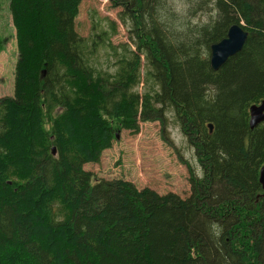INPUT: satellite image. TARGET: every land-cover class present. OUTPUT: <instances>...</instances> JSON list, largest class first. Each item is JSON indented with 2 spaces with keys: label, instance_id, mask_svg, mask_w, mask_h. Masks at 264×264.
<instances>
[{
  "label": "trees",
  "instance_id": "obj_1",
  "mask_svg": "<svg viewBox=\"0 0 264 264\" xmlns=\"http://www.w3.org/2000/svg\"><path fill=\"white\" fill-rule=\"evenodd\" d=\"M80 1L10 0L18 57L13 96L0 99V264H264V122L248 124L264 99V0H215L217 20L199 31L208 51L233 23L248 32L217 70L210 52L168 39L163 0H117L154 86L141 92V53L111 62L118 51L96 23L75 30ZM169 109L201 169L185 163L188 193L93 181L83 166L115 130L164 123Z\"/></svg>",
  "mask_w": 264,
  "mask_h": 264
},
{
  "label": "rangeland",
  "instance_id": "obj_2",
  "mask_svg": "<svg viewBox=\"0 0 264 264\" xmlns=\"http://www.w3.org/2000/svg\"><path fill=\"white\" fill-rule=\"evenodd\" d=\"M9 4L10 0H0V99L13 96L18 57ZM160 10L162 20L159 21L165 24L164 32L174 45L195 44L201 56H209L210 51L199 31L217 20L219 13L215 0H163ZM132 14L130 6L118 4L117 0H81L74 28L81 36H88L93 22L96 23L105 32L109 49L118 51L110 58L111 62L122 56V51L123 56H129L130 51L141 53V82L136 88L141 92L153 85L146 81V61L143 49L138 51L137 48ZM240 26L247 25L241 20ZM115 136L112 145L102 151L98 162L83 166L92 173L93 181L123 179L137 188L148 187L158 193L172 191L184 195L190 187L186 164L201 175L194 149L181 133L172 109L166 111L164 123L138 119L137 129L120 127L115 130Z\"/></svg>",
  "mask_w": 264,
  "mask_h": 264
},
{
  "label": "water",
  "instance_id": "obj_3",
  "mask_svg": "<svg viewBox=\"0 0 264 264\" xmlns=\"http://www.w3.org/2000/svg\"><path fill=\"white\" fill-rule=\"evenodd\" d=\"M248 32L244 30L239 24H231L226 32V36L221 40L211 44L209 63L213 70L219 69L230 57L236 55L243 47ZM264 122V100L259 104H252L249 107V128ZM210 130L212 126L209 124ZM54 154V149L52 150ZM259 183L264 195V164L259 170Z\"/></svg>",
  "mask_w": 264,
  "mask_h": 264
},
{
  "label": "bare ground",
  "instance_id": "obj_4",
  "mask_svg": "<svg viewBox=\"0 0 264 264\" xmlns=\"http://www.w3.org/2000/svg\"><path fill=\"white\" fill-rule=\"evenodd\" d=\"M262 100H264V99H262ZM208 126H209V124H208ZM209 130H210V128H209ZM210 131H212V130H210ZM262 166V165H261ZM261 168V167H260ZM260 170V169H259ZM258 179H259V176H258ZM8 183H10V181H7Z\"/></svg>",
  "mask_w": 264,
  "mask_h": 264
}]
</instances>
